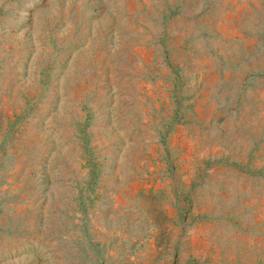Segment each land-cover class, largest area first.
<instances>
[{"label": "rangeland", "instance_id": "374dc122", "mask_svg": "<svg viewBox=\"0 0 264 264\" xmlns=\"http://www.w3.org/2000/svg\"><path fill=\"white\" fill-rule=\"evenodd\" d=\"M0 264H264V0H0Z\"/></svg>", "mask_w": 264, "mask_h": 264}]
</instances>
